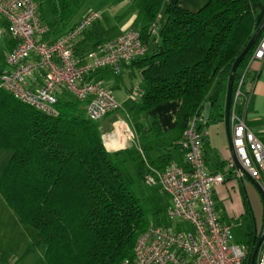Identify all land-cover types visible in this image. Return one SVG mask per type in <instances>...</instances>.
Instances as JSON below:
<instances>
[{
  "label": "trees",
  "instance_id": "trees-1",
  "mask_svg": "<svg viewBox=\"0 0 264 264\" xmlns=\"http://www.w3.org/2000/svg\"><path fill=\"white\" fill-rule=\"evenodd\" d=\"M36 1L39 19L49 29L67 26L85 3ZM258 1L206 0L191 13L167 0H132L129 12L135 19L131 29L139 32L145 44L151 37L150 24L162 11L165 14L154 48L133 61L142 74L138 108L147 112L180 101L174 127L161 133L155 122L150 123L145 145L130 144L109 152L98 122L86 116L85 103L57 98L59 115L52 118L0 90V150L10 153L0 178V197L21 226L36 232L37 246L44 247L45 264L131 261L136 239L150 225L179 228L166 218L168 197L156 188L145 191L147 167L164 170L174 164L175 157L181 159L178 143L187 123L195 114L204 113L206 106H216L234 61L257 29L254 6ZM0 28L5 58L16 41L5 21L0 20ZM255 45L238 66L232 93ZM6 70L0 65V75ZM104 70L114 76L102 69L89 79L95 80ZM211 118L209 113L205 123ZM155 147L166 154L144 159L142 153ZM128 162L135 164V176L128 172ZM246 236L250 244L253 234Z\"/></svg>",
  "mask_w": 264,
  "mask_h": 264
},
{
  "label": "built area",
  "instance_id": "built-area-1",
  "mask_svg": "<svg viewBox=\"0 0 264 264\" xmlns=\"http://www.w3.org/2000/svg\"><path fill=\"white\" fill-rule=\"evenodd\" d=\"M100 13L88 11L73 27L53 41L44 37L49 27L38 16L36 0H0V20L16 41L6 55V71L0 75V90L33 110L55 118L56 92L64 89L85 103L86 116L99 122L120 108L102 80H90L99 70L109 69L115 76L121 66L147 53L139 32L127 29L87 54L80 64L74 56V42L95 21ZM161 15L150 24V35L158 33ZM2 29L0 28V36ZM254 61L264 64V32L257 41L247 65L241 73L231 96L229 125L231 141L240 167L264 190V144L247 128L236 114L245 99L244 80L247 68ZM35 73L42 76L37 89L27 87V79ZM131 93L128 99L134 100ZM204 113L195 114L187 123L179 141L183 165L172 164L164 170L147 167L144 186L156 188L169 199L166 218L176 226L170 230L150 225L136 239L133 259L118 264H248L251 245L236 243L232 225L221 222L212 198L214 188L226 177L242 179V172L229 159L218 173H209L204 165L201 142L204 136L199 127L205 124ZM254 264H264V240Z\"/></svg>",
  "mask_w": 264,
  "mask_h": 264
},
{
  "label": "crops",
  "instance_id": "crops-1",
  "mask_svg": "<svg viewBox=\"0 0 264 264\" xmlns=\"http://www.w3.org/2000/svg\"><path fill=\"white\" fill-rule=\"evenodd\" d=\"M126 2L127 0L117 1L112 2L108 6H104L103 9L99 10L100 19L95 21L90 26L91 29H87L74 42V56L80 64L85 62L87 54L94 51L98 45L115 38L127 29H131L135 15L132 14L131 17H127L129 12H122L123 15L120 14V10L123 11L122 5ZM166 3L177 5L185 11L195 13L205 5L206 0H167ZM85 13L83 12L79 16L76 15L67 26H57L54 29H50L44 39L47 41L55 40L70 27L76 25ZM160 15L159 29L165 22L164 12L162 11ZM157 42V34L150 37L149 43L147 44V53H150ZM0 65L3 70H6L5 60ZM125 78H128L129 81H125ZM41 79L42 76L40 73H35L27 79V87L37 89L41 85ZM94 79L102 80L111 93L114 90L119 92L118 98L115 99L120 105V108L98 122L102 143L107 151L114 152L128 148L130 144L137 146L145 145L146 138L150 135L148 128L152 122L156 123L161 133H168L174 127L176 113L180 106L179 100L164 103L147 112H142L138 108L139 99L142 95V91L140 90L142 74L141 70L133 62L123 64L118 76H112L108 74V71L104 70V72L95 76ZM243 89L245 99L241 105H238L236 114L243 119L247 128L264 144V64L258 61L250 64L246 71ZM66 93L68 92L64 89H59L56 92V97L63 98ZM131 93L136 95L134 100L128 99V95ZM225 95L226 90L219 96L216 106L209 108V113L212 118L200 127V131L204 134L201 142L202 157L205 168L209 173L221 172L224 164L230 158L232 159L224 124ZM71 96L70 99H75L73 95ZM229 132L231 135L230 125ZM142 154L144 159L155 160L165 155L166 151L163 148L155 147ZM9 157L10 153L7 154L3 150H0V178ZM173 160L174 164L183 165L182 156L181 159L180 157H175ZM245 180L244 175L241 180L226 177L223 184L214 188L212 198L222 223L232 225L236 219L243 216L245 211H247V203L242 194L245 193ZM24 229L0 197V243L4 245L11 243L10 239L12 235L19 237V240L23 239L21 236L25 232ZM245 237V241L234 240L232 231V238L236 243L248 244V237ZM21 244H23V241ZM3 247L6 248L8 246ZM4 248H0V253L6 255H9V252L13 253L10 248H7L9 252Z\"/></svg>",
  "mask_w": 264,
  "mask_h": 264
},
{
  "label": "rangeland",
  "instance_id": "rangeland-1",
  "mask_svg": "<svg viewBox=\"0 0 264 264\" xmlns=\"http://www.w3.org/2000/svg\"><path fill=\"white\" fill-rule=\"evenodd\" d=\"M112 2H117V0H85L84 6L79 11L77 16L81 15L83 12L87 11H97L103 9L104 6L110 5ZM132 0H127L126 3L122 5V10H120V14L123 15L125 12H129L131 8ZM258 10V19H257V27L259 23L261 22L262 18H264V0L255 2V6ZM123 12V13H122ZM132 12H129L127 17L132 16ZM135 15V14H134ZM88 29H91L88 28ZM94 36V35H93ZM103 38V37H102ZM4 60V53L2 51V47L0 45V61L3 62ZM125 81H129L128 78H125ZM115 98H118L119 92L114 90L113 93ZM72 96L68 93H66L63 98L59 97L63 100H70ZM9 154L8 152H5ZM7 165V164H6ZM126 168L130 174L133 176L136 175L135 171V164L132 162H128L126 165ZM245 186V193L243 194V198L246 200L247 208L245 211V214L238 219H236L232 224V231L234 235V240L237 241H245V236L248 232H253L254 227L256 232L260 233L261 227H262V220H264V202H262V199L260 195L258 194L257 190L254 188L252 184H250L248 181H244ZM145 191L149 193L151 191L150 187L145 186ZM24 234L21 236L23 239L19 240V237L11 236V243L9 244H3L0 243V248L3 249V246H8L4 249L10 248L12 250L10 253L9 249H7V252H9V258L5 259L2 258L0 255V264H44L42 260V255H44V247H38L37 246V240H36V232L29 227H24ZM28 231V232H27ZM23 241V244L21 242ZM30 248V251L27 253L26 250ZM2 254V253H0ZM23 255H27L24 259H22Z\"/></svg>",
  "mask_w": 264,
  "mask_h": 264
},
{
  "label": "water",
  "instance_id": "water-1",
  "mask_svg": "<svg viewBox=\"0 0 264 264\" xmlns=\"http://www.w3.org/2000/svg\"><path fill=\"white\" fill-rule=\"evenodd\" d=\"M262 32H264V18H262L261 22L259 23V25H258L255 33L251 37L250 41L248 42V44L246 45L244 50L240 53V55L236 58V60L234 61L233 65L231 67L229 77L227 80V86H226L225 105H224V124L226 127L228 146H229L230 152L232 153V159H233L236 167L242 172L246 181H248L250 184H252L254 186V188L257 190L258 194L260 195L262 202H264V190H262L260 185L257 182H255L253 179H251L248 176V174L240 167V165L236 159V155H235L234 148H233L232 141H231V135L229 132V111H230V105H231L232 88H233L235 74H236V71L238 69L240 62L245 57V55L254 47V45L258 41ZM208 115H209V106H206L205 112H204V118L208 119ZM252 234H253V237H252L253 240H252L251 253L249 256V263L248 264H254L255 256H256V253L258 251V248H259L262 240H264V220H262V227H261L260 235L257 237L255 227H254Z\"/></svg>",
  "mask_w": 264,
  "mask_h": 264
},
{
  "label": "flooded vegetation",
  "instance_id": "flooded-vegetation-1",
  "mask_svg": "<svg viewBox=\"0 0 264 264\" xmlns=\"http://www.w3.org/2000/svg\"><path fill=\"white\" fill-rule=\"evenodd\" d=\"M261 232V231H260ZM257 237L260 235V233L256 232Z\"/></svg>",
  "mask_w": 264,
  "mask_h": 264
}]
</instances>
